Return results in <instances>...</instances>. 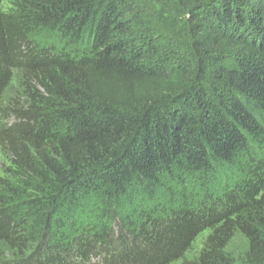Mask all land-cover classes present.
Returning <instances> with one entry per match:
<instances>
[{
  "label": "trees",
  "instance_id": "1",
  "mask_svg": "<svg viewBox=\"0 0 264 264\" xmlns=\"http://www.w3.org/2000/svg\"><path fill=\"white\" fill-rule=\"evenodd\" d=\"M168 1L0 0V264H264V0Z\"/></svg>",
  "mask_w": 264,
  "mask_h": 264
},
{
  "label": "rangeland",
  "instance_id": "2",
  "mask_svg": "<svg viewBox=\"0 0 264 264\" xmlns=\"http://www.w3.org/2000/svg\"><path fill=\"white\" fill-rule=\"evenodd\" d=\"M142 5L144 4L146 13H148L147 16V26L146 31L150 33V35L159 41L165 42L168 39H172L175 42H178L181 44V41L183 38H181L180 31H179V25L180 21L173 17L170 13H167L165 10V6L163 4H171L168 0H137ZM16 91H19L17 87H14L12 89V95L15 94L19 96V94L16 93ZM12 167L11 162L7 159V157L1 152L0 150V178H9V171ZM209 232L204 233L203 236H201L194 246L193 249L187 254L188 260H194L201 251L204 249L203 245L208 237ZM244 242L241 239H235L233 244L231 245V249L233 250L236 257L241 256V253L244 251Z\"/></svg>",
  "mask_w": 264,
  "mask_h": 264
}]
</instances>
